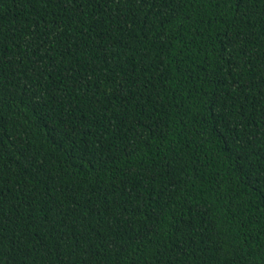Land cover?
Wrapping results in <instances>:
<instances>
[{"label":"trees","instance_id":"trees-1","mask_svg":"<svg viewBox=\"0 0 264 264\" xmlns=\"http://www.w3.org/2000/svg\"><path fill=\"white\" fill-rule=\"evenodd\" d=\"M0 264H264V0H0Z\"/></svg>","mask_w":264,"mask_h":264}]
</instances>
